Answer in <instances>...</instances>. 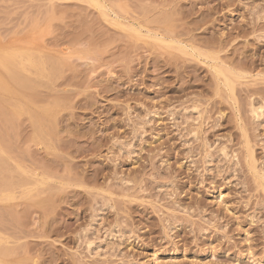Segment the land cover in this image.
Returning a JSON list of instances; mask_svg holds the SVG:
<instances>
[{
    "label": "rangeland",
    "instance_id": "obj_1",
    "mask_svg": "<svg viewBox=\"0 0 264 264\" xmlns=\"http://www.w3.org/2000/svg\"><path fill=\"white\" fill-rule=\"evenodd\" d=\"M0 264H264V0H0Z\"/></svg>",
    "mask_w": 264,
    "mask_h": 264
},
{
    "label": "bare ground",
    "instance_id": "obj_2",
    "mask_svg": "<svg viewBox=\"0 0 264 264\" xmlns=\"http://www.w3.org/2000/svg\"><path fill=\"white\" fill-rule=\"evenodd\" d=\"M167 40H168V39H167ZM14 62H15V61H14ZM3 66H4V65H3ZM5 68H6V67H5ZM7 69H8V68H7ZM8 70H9V69H8ZM20 70H21V69H20ZM10 71H12V70H10ZM39 71H40V70H39ZM41 73H42V72H41ZM41 73H40V74H41ZM255 110H256V109H255ZM257 110H258V109H257ZM258 111H259V110H258Z\"/></svg>",
    "mask_w": 264,
    "mask_h": 264
}]
</instances>
